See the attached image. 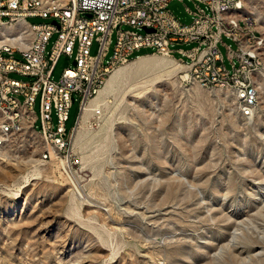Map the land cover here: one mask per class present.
I'll use <instances>...</instances> for the list:
<instances>
[{
  "label": "rangeland",
  "instance_id": "obj_1",
  "mask_svg": "<svg viewBox=\"0 0 264 264\" xmlns=\"http://www.w3.org/2000/svg\"><path fill=\"white\" fill-rule=\"evenodd\" d=\"M246 1L264 37V0ZM185 3L168 5L183 23ZM146 52L111 71L130 67L113 92L101 93L107 79L90 101L71 138L75 167L28 127L4 137L0 264H264V47L249 116L232 93L199 86L177 60L170 69L131 64ZM72 65L61 55L53 79ZM77 114L76 99L66 128Z\"/></svg>",
  "mask_w": 264,
  "mask_h": 264
},
{
  "label": "built area",
  "instance_id": "obj_2",
  "mask_svg": "<svg viewBox=\"0 0 264 264\" xmlns=\"http://www.w3.org/2000/svg\"><path fill=\"white\" fill-rule=\"evenodd\" d=\"M171 1L0 0V106L11 114V120H15V108H22V121L16 122L24 126V132L27 126H34V133L45 136L54 152L65 158L69 168L75 167L80 159L70 143L81 110L103 86L111 71L132 59L135 51L146 49L181 62L189 68L199 86H215L225 92V96L237 93V108H244L245 114L251 115L261 83L259 87H252V80H246V71L258 68L260 73L261 68L252 63V54L253 47H261L264 41L253 34L251 17L242 18L237 14L230 16L229 23H222L219 18L224 5H245L247 1L187 0L189 4H186L179 0L185 3L190 16L186 23L169 9ZM27 17L50 21L30 22L31 48L22 51L19 35L3 36L2 26L11 27L13 20ZM53 35L56 37L47 49ZM223 38L232 44H227ZM93 43L97 45L95 54L90 53ZM189 44L192 46L188 49L175 48ZM220 45L225 48V56ZM63 54L73 57L75 63L64 68L55 80L53 71ZM11 73L23 78H13ZM36 99L38 113L34 110ZM76 99L77 118L68 129V111ZM94 113L99 114L100 109ZM8 133L9 121H0V144Z\"/></svg>",
  "mask_w": 264,
  "mask_h": 264
},
{
  "label": "bare ground",
  "instance_id": "obj_3",
  "mask_svg": "<svg viewBox=\"0 0 264 264\" xmlns=\"http://www.w3.org/2000/svg\"><path fill=\"white\" fill-rule=\"evenodd\" d=\"M237 14L242 16V18L251 17V19L254 21V22H251V30L253 31V34H258V40L264 41V37L257 27V20L252 15L244 13V4H242V3H231V4L224 5V7H222L221 11H219L220 22L229 23L230 16H234ZM2 35L3 36H17V35H19V42H20V47H21L22 51H29V48H31L32 26H31L30 22L27 21L26 18H19L18 20H13L11 23V27L2 26ZM263 47H264V43H262L261 47H253L252 63L255 64L257 67H259V65L262 63V49H263ZM172 60H173V58L172 59H160V60L154 62V60L151 59L150 55L145 54V55H140V56L135 57V59L132 61L131 64H138V66H144V67L150 66L153 64V66H156V67H162L163 69H170L173 67ZM129 68L130 67L119 68L116 71H114L112 74L110 73L109 74L110 76L109 75L107 76V78L103 84V86H104L107 79H108V81H107L106 85L104 86V89H102L101 93L104 94L105 92L106 93L113 92L116 89V87L118 86V84L124 78H126L128 76V74L130 72ZM256 69L257 68H251V71H246V80H252V87H257V85L255 84V82L253 80V74L256 71ZM101 88L99 89V91L101 90ZM98 92L96 93V95L98 94ZM232 94L234 95L235 100L238 102L237 93H232ZM258 101H259V94L256 96V103H258ZM89 103L87 105H85V107L81 110V112L79 114V122H78L77 127L74 129V134H75V131L78 129V127L82 121V118H84L86 112L89 110V108H88ZM105 103H106V101H105ZM97 109H100V108H97ZM96 110H94V112ZM241 112H242L243 116H249V115L245 114L244 108H241ZM0 115L2 117L1 121H9V133H8V135H10L13 132L18 131L19 129H21L23 127V126H19L18 122H16V121H22V118H23L22 108H15V120H11V114L7 113L3 106H0ZM27 127L34 131V126H27ZM43 137L45 138V136H43ZM45 140H46V142H48L46 138H45ZM47 155H49V151L44 152L42 154V158L46 159Z\"/></svg>",
  "mask_w": 264,
  "mask_h": 264
},
{
  "label": "trees",
  "instance_id": "obj_4",
  "mask_svg": "<svg viewBox=\"0 0 264 264\" xmlns=\"http://www.w3.org/2000/svg\"><path fill=\"white\" fill-rule=\"evenodd\" d=\"M150 52H152V51H151V50H148V52H146V53H144V54H147V53H150ZM141 55H143V54H141ZM135 57H136V56H135ZM135 57H134V58H135ZM73 125H74V124H73ZM73 125H72V126H73Z\"/></svg>",
  "mask_w": 264,
  "mask_h": 264
},
{
  "label": "water",
  "instance_id": "obj_5",
  "mask_svg": "<svg viewBox=\"0 0 264 264\" xmlns=\"http://www.w3.org/2000/svg\"><path fill=\"white\" fill-rule=\"evenodd\" d=\"M148 31H150V29H147ZM73 63H75V62H73Z\"/></svg>",
  "mask_w": 264,
  "mask_h": 264
}]
</instances>
